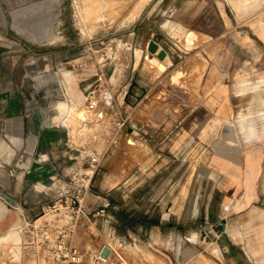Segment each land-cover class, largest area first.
<instances>
[{
	"label": "rangeland",
	"instance_id": "obj_1",
	"mask_svg": "<svg viewBox=\"0 0 264 264\" xmlns=\"http://www.w3.org/2000/svg\"><path fill=\"white\" fill-rule=\"evenodd\" d=\"M165 1L147 0L136 14L135 0H0V139L5 142V148L0 147V187L25 207L24 212L19 206L28 220L33 221L47 211L73 176L94 164L85 192L86 203L96 205L104 197L110 201L109 196L113 195L114 204L110 203L107 208L108 217H97V228L86 225L78 239L96 240L97 229L105 236L114 229L115 238L122 241L131 264H264V238L261 237V232L264 235V191L249 193L240 189L234 193L226 188L236 176L230 170H222V164H230L237 156L221 154L228 152L227 147L232 144L227 134V140L221 134L228 123L217 118L205 105L193 102L189 150L175 159L176 163L183 162L186 170H175L170 187V197L175 200L171 210L178 212L183 205L180 200L186 195L187 207L194 211V217L201 215L200 220L178 227L175 234L169 226H163L160 234L156 226L140 228L135 221L123 222L125 208L133 211L132 214L147 208L145 198L157 190L159 179L155 177L154 188L146 187L140 194L132 190L126 205L122 202L123 187L96 186L101 175L102 153L120 141L122 135L116 122H100L96 108L93 110L89 104L94 97L100 102L122 100L123 54L131 52L133 47L126 34L133 30L138 14L143 12L151 17ZM255 1L257 6H264V0ZM193 34L191 31L189 35ZM135 52L138 57L140 48L136 47ZM146 60L157 68L156 60ZM91 77L100 78L82 91V85L87 84L86 80L92 81ZM30 82L44 86L33 91L25 85ZM175 85L182 87L183 83ZM238 97L241 99L238 110L244 115L252 112L253 124L245 123L244 130H240L239 125L243 123L235 127L230 121L234 141H237V129L248 140L254 126L261 132L256 139L264 141V88ZM178 98L176 94L175 99ZM76 101L78 110L87 112L83 120L86 124L75 123L77 128L72 124L71 129L56 116L58 108L53 106L57 102L72 105ZM8 114L20 118L19 140L13 141L7 136ZM110 114L114 117V111ZM200 117L203 121H194ZM47 118L52 119L51 123L46 122ZM194 132L202 138L215 135L219 138L213 139V148L203 153ZM42 164L49 170L41 169ZM259 182L264 185V177ZM32 185L39 188L30 192ZM32 198L39 199L28 201ZM253 199L260 201L251 202ZM159 205L153 204L155 212ZM17 223L12 227L16 231L19 230ZM127 227L134 232L126 233ZM222 230L219 237L216 233ZM17 235L15 239L21 240V234ZM15 239L10 242L9 250L2 249L0 264L3 261H6L4 264L25 263L24 244L15 246ZM10 253H20V260H9Z\"/></svg>",
	"mask_w": 264,
	"mask_h": 264
},
{
	"label": "crops",
	"instance_id": "obj_2",
	"mask_svg": "<svg viewBox=\"0 0 264 264\" xmlns=\"http://www.w3.org/2000/svg\"><path fill=\"white\" fill-rule=\"evenodd\" d=\"M160 7L151 12V17L143 15V12L138 14L133 30L126 34L133 47L131 52L124 51L123 54L122 100L100 102L98 99L89 105L93 110L96 108L100 122L125 119V125L119 128L122 135L120 141L102 153L101 175L96 180V186L123 187L122 202L126 205L132 190L140 194L146 187L154 188L152 180L158 178L157 190L144 200L145 204H149L147 208L138 214H132L133 211H126L125 208L123 222L135 221L140 228L156 226L160 234L163 226H169L175 234L178 227L191 225L201 218V215L194 217V211L187 207L186 195L180 200L183 205L178 212L171 210L175 200L170 197L175 170H186L183 162L176 163L175 159L189 150L193 134L188 129L193 121L194 101L195 104L205 105L214 111L217 118L228 123L221 134L226 140L227 134L232 144L227 147L230 149L228 152L221 154L234 155L237 159L233 158L230 164H222V170H230L236 176L230 185L226 184V188L234 193L240 189L249 193L264 191L261 190L264 185L259 182L264 177V141L256 139L261 132L256 131L254 125L249 139L245 140L240 130H244L245 123L253 124L252 112L244 115L238 110L239 95L264 88V6H257L255 0H166ZM191 31L193 35H189ZM152 40L157 42V50L165 51L161 58L165 63L163 70H158L146 60L147 46ZM136 47L140 48L138 57ZM82 65L87 66L83 62ZM177 69L182 87L175 85L179 82H169V75ZM99 78L91 77L90 82L86 80L82 91ZM25 85L33 91L44 86L32 82ZM176 94L178 100L175 99ZM58 103L53 107H57ZM112 111L114 117L108 116ZM235 117H238L237 120ZM6 119L7 136L13 141L19 140V116L8 114ZM197 119L194 121H203L202 117ZM51 121L50 118L46 120L47 123ZM230 121L235 127L243 123L239 125L240 130L235 131L237 141H234ZM129 135L139 141L132 143ZM194 136L203 153L212 147L213 139L219 138L217 135L202 138L195 132ZM4 143L0 139V147L5 148ZM40 168L49 170L44 164ZM109 198L113 205V195ZM155 203L160 204L156 212L153 210ZM19 217L16 211L5 212L0 217V234ZM125 232L131 234L134 231L127 227ZM222 232L216 234L220 237ZM261 237L264 238L262 232ZM9 256V260L16 262L14 254ZM20 256L19 253L18 260Z\"/></svg>",
	"mask_w": 264,
	"mask_h": 264
},
{
	"label": "built area",
	"instance_id": "obj_3",
	"mask_svg": "<svg viewBox=\"0 0 264 264\" xmlns=\"http://www.w3.org/2000/svg\"><path fill=\"white\" fill-rule=\"evenodd\" d=\"M116 125L123 127L125 119L117 120ZM90 165L89 170L70 179L42 215L30 221L22 211L23 217L16 226L27 255L25 264H131L114 229L107 236L97 229V239L90 238L86 248L75 241L76 234L85 231L86 225L96 227L97 217L109 215L107 197L96 205L86 203L85 192L96 167Z\"/></svg>",
	"mask_w": 264,
	"mask_h": 264
},
{
	"label": "bare ground",
	"instance_id": "obj_4",
	"mask_svg": "<svg viewBox=\"0 0 264 264\" xmlns=\"http://www.w3.org/2000/svg\"><path fill=\"white\" fill-rule=\"evenodd\" d=\"M147 0H135V3H134V13L137 14V12L140 11V9L142 8L143 4L146 2ZM87 3V2H86ZM85 3V4H86ZM132 11V13H133ZM133 13V14H134ZM132 14V15H133ZM154 55V56H153ZM145 57L148 58L149 60H156V65H157V68L160 69V70H163L165 68V63L163 62V60L161 58H159L155 53H151L149 50L146 52L145 54ZM179 75H180V72L179 71H175L172 75H171V78L169 80L170 83H174V81L178 80L179 78ZM95 98V97H94ZM93 98V103L94 101H96V99ZM76 103H79L78 101H76L75 103H73L72 105H68L67 103L65 102H62V103H59L58 106H57V112H56V116L60 117L64 122L66 121L67 125L69 124L70 126L73 124V126L76 124H78L80 122L81 125H85L86 122H83V120H85L86 118V113L85 112L86 110H78V106L76 105ZM104 113V112H103ZM105 114V113H104ZM82 117V118H81ZM79 124V125H80ZM76 127V125H75ZM74 127L71 126V129H73ZM77 128V127H76ZM72 131V130H71ZM127 136V135H126ZM130 136V135H129ZM136 137V136H135ZM126 140V139H125ZM130 141L132 143H137L139 140H136L134 137L130 136ZM130 144V142H129ZM31 190L30 192L34 191L35 189L39 188V186L37 185H32V187H30ZM19 206V205H18ZM7 210V207L5 206V204H3L1 201H0V217L4 214V211ZM263 212V211H262ZM252 213V212H251ZM250 213V214H251ZM255 214V213H254ZM260 220V219H259ZM255 222V220H254ZM15 222H13L10 227H8L9 229H7V232L4 233V234H1L0 235V250H1V253H0V256L2 255V249L4 250V248H7L8 249V246L10 244V242L12 241V239H15V237H17V233L19 234L18 231L14 230L12 227H13V224ZM12 228V229H11ZM225 230V228H224ZM223 231V230H222ZM220 231V232H222ZM219 232V233H220ZM239 232V231H238ZM235 234V233H234ZM238 235V234H237ZM78 236H81V233H77L76 234V238H75V241H77V243L81 244V245H84L83 247L89 245L91 243V241L89 240L90 238L89 237H80L78 239ZM208 237V236H207ZM237 237V236H236ZM20 238V237H19ZM15 239L16 242H15V246H17V244H19L20 242V239ZM89 238V239H88ZM13 244V243H12ZM16 248V247H15ZM9 250V249H8ZM16 249H14L15 251ZM13 251V252H14ZM21 251V250H20ZM15 254V253H14ZM19 256V253L16 255H14L13 257L15 258H18ZM10 258V257H9ZM1 259V258H0ZM2 261V260H0ZM17 264H21L20 262L17 263Z\"/></svg>",
	"mask_w": 264,
	"mask_h": 264
},
{
	"label": "water",
	"instance_id": "obj_5",
	"mask_svg": "<svg viewBox=\"0 0 264 264\" xmlns=\"http://www.w3.org/2000/svg\"><path fill=\"white\" fill-rule=\"evenodd\" d=\"M147 49L151 52V53H155L159 58H162L165 55V51L163 49H158V44L156 41L152 40L149 42ZM34 54H37V52L32 51ZM0 201L5 204V206L7 207V210L4 211H16L17 214H19V219L17 220L19 222V220L23 217L22 216V211L20 209V205L21 203L16 201V199L10 195L7 191H5L4 189H2L0 187ZM18 202V203H17ZM19 205V206H18ZM22 206V205H21ZM22 208L24 209V207L22 206ZM223 228H225V224L222 225Z\"/></svg>",
	"mask_w": 264,
	"mask_h": 264
}]
</instances>
